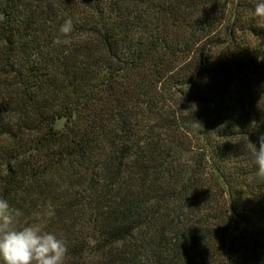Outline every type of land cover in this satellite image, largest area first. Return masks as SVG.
Listing matches in <instances>:
<instances>
[{
  "label": "trees",
  "instance_id": "1",
  "mask_svg": "<svg viewBox=\"0 0 264 264\" xmlns=\"http://www.w3.org/2000/svg\"><path fill=\"white\" fill-rule=\"evenodd\" d=\"M258 2L0 0L12 227L54 233L63 264H264Z\"/></svg>",
  "mask_w": 264,
  "mask_h": 264
},
{
  "label": "clouds",
  "instance_id": "2",
  "mask_svg": "<svg viewBox=\"0 0 264 264\" xmlns=\"http://www.w3.org/2000/svg\"><path fill=\"white\" fill-rule=\"evenodd\" d=\"M254 14L264 19V0L255 4ZM73 28V20L68 18L60 25L59 33L66 38ZM61 36L54 39V45L67 43ZM251 152L257 166L256 176L264 180V134L258 138V146L251 144ZM20 215L18 209L11 208L6 199L0 198V257L5 264H63L68 253L66 242L38 225L13 228L15 217Z\"/></svg>",
  "mask_w": 264,
  "mask_h": 264
},
{
  "label": "rangeland",
  "instance_id": "3",
  "mask_svg": "<svg viewBox=\"0 0 264 264\" xmlns=\"http://www.w3.org/2000/svg\"><path fill=\"white\" fill-rule=\"evenodd\" d=\"M63 122L60 123V126H62Z\"/></svg>",
  "mask_w": 264,
  "mask_h": 264
}]
</instances>
